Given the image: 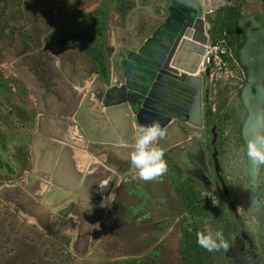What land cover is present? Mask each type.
I'll return each mask as SVG.
<instances>
[{
	"label": "water",
	"instance_id": "95a60500",
	"mask_svg": "<svg viewBox=\"0 0 264 264\" xmlns=\"http://www.w3.org/2000/svg\"><path fill=\"white\" fill-rule=\"evenodd\" d=\"M133 1L124 28L112 33L109 74L101 78L95 71L85 91L77 92L59 72L61 79L55 89L61 100L49 105L48 97V108L41 106L37 111L26 148L28 166L16 183L26 200L47 214H58L70 205L76 216L82 209L111 211L122 179L136 171L128 154L142 124L160 121L171 140L163 145L169 155L192 153L190 138L202 139L203 75L199 61L208 40L204 13L210 9H205L201 0ZM156 6L169 12L158 32L155 29L162 17L156 14ZM263 39L261 34L256 45L247 43L255 50L253 56L241 59L248 74L239 99L246 110L240 126L248 178L246 201L264 249L258 176L262 165L247 155L248 142L264 131L258 126L264 113ZM177 135L181 136L178 140L174 139ZM179 141H183V148L177 146ZM46 201L51 202L47 207Z\"/></svg>",
	"mask_w": 264,
	"mask_h": 264
},
{
	"label": "rangeland",
	"instance_id": "374dc122",
	"mask_svg": "<svg viewBox=\"0 0 264 264\" xmlns=\"http://www.w3.org/2000/svg\"><path fill=\"white\" fill-rule=\"evenodd\" d=\"M105 2L104 9L100 8L93 14H85V17L76 12L65 13L63 18L56 21L55 32L52 21L50 24L46 22L47 26L41 28L40 35L37 34L40 40L37 45L47 49L52 47L53 54L61 57L62 68L68 72V75L73 73L77 75L80 71L90 75V71L99 70L97 63L92 59V55L95 54L92 52L86 54L83 44L76 43L78 40L76 37L78 35L81 37L82 33L85 38L91 36L93 38L91 45L102 51L105 49L102 38L109 24V16L112 14V8L107 6L108 1L105 0ZM110 3L113 2L110 1ZM113 16L114 18L110 19L111 24L118 22L115 7ZM94 20L98 21L93 23ZM97 27H99V34L96 31ZM28 42V48L33 47L32 42ZM106 47L110 50L107 53H111L110 44ZM103 57L106 74L108 66L104 51ZM3 68L0 62V264H81L87 259L100 260L94 262L95 264H136L137 259L132 257L134 255L142 257L143 249L139 248L135 252L133 246L129 247L124 239H118L112 233L113 231L101 234L104 232V227L110 223V218L103 223L91 225L87 243L95 249L89 253L81 252L80 243L76 244L81 237L71 236L72 229L75 227L79 231L87 229L78 219L71 220V209L67 208L58 214L51 215L42 211L38 215L37 212L40 210L37 204L26 200L23 193L17 189L16 180L28 166L26 165V148L35 129V124L28 115L33 107L36 112L40 110L39 95L33 91L25 93L23 90L24 95L21 98L23 93H17L13 75ZM228 76L229 73L222 72L213 82H210L207 77L204 80L206 91L203 95V104L206 119L202 140L208 141L211 138L215 140L213 148L217 152L216 160L234 199L235 210L246 221L249 235L258 244L256 220L246 201L248 178L244 145L240 138V126L245 114L240 106L238 92L231 83L237 80L231 81ZM16 116L20 119H16ZM164 159L167 161L170 175L175 180V190L185 202L179 206V219L183 233L180 251L186 264H192L194 261L200 264H217L218 261L225 259L222 249L209 252L198 244L197 238L201 233L214 234L221 231L224 234L223 227L217 222L213 224L208 220L198 222L195 218L196 214L190 212L191 205L199 206L195 204L193 198L192 181L185 178L182 171L173 165L171 158L167 159L164 156ZM21 164L26 165L24 170ZM258 176L264 208V165L261 166ZM209 194L212 196L211 193ZM213 201L212 208L219 216L223 210L219 211L216 198ZM76 245L79 246L74 249ZM81 256L84 257L81 258ZM140 261L138 264H145L142 260Z\"/></svg>",
	"mask_w": 264,
	"mask_h": 264
},
{
	"label": "flooded vegetation",
	"instance_id": "af4514ba",
	"mask_svg": "<svg viewBox=\"0 0 264 264\" xmlns=\"http://www.w3.org/2000/svg\"><path fill=\"white\" fill-rule=\"evenodd\" d=\"M212 1L213 3L209 7L210 11L204 13V19L208 23V29L206 30L208 40L205 45V52L210 38L220 36L224 39L230 57L233 59H229L226 67L229 73L228 78L231 81H234V79L237 80L231 83L234 84V89L238 92L239 97V92L246 83L248 74V68L242 64L241 59L253 56L255 50H253V48L250 49V47L248 48L247 43L256 45L261 34L264 35V0ZM127 2L129 3V7L124 9L123 7ZM133 6V0H117L115 12L118 14V22L110 25L109 19L108 27L102 38L105 42V49L103 51L104 56L106 55V64L109 62L107 56L111 55L113 52V46H111V53H107L110 51L109 48L106 47L110 39L109 33L111 32L112 34L117 28H124L125 15ZM70 12L74 13L70 10L65 13ZM155 12L159 17H162L161 23L155 29V31L158 32V28L163 25L165 19L169 16V12L167 10H162L158 6L155 7ZM79 14L85 17V14ZM97 21L98 20H94L92 22L96 23ZM53 25L55 26V24ZM46 26L47 23L43 22L41 27L34 26L23 30L21 41L24 43V46L22 45V51L17 54L18 61L12 66L14 72L12 73L11 70H7L6 72L13 75L18 73L20 75L21 79H18V81L17 78H14L16 80L15 88L17 93L23 90L25 93L29 92L26 85L27 82L29 86L35 90L33 91L34 93L37 95L42 93L41 102L43 106L48 108V102L46 101L48 97L50 98L49 105L55 101L61 100L58 89H55V87H58V80L61 79L59 72H62L67 78L70 77L67 71L62 68L61 57L59 58L57 55L53 54L52 47L47 49L42 45H37L40 42L37 34L40 35L41 28H45ZM96 26L98 25L96 24ZM97 29L98 30H95L99 34V27H97ZM55 31L56 28H54V32ZM161 32L163 34V31ZM82 35L83 33L80 34L81 37H76V39H78L76 43L84 45L87 40L84 35ZM28 41L32 42L33 47L28 48ZM25 47L27 48L26 50ZM201 63L200 73L203 75L204 95L206 91L204 80L208 75H205V71H208V69L203 70L205 65L204 60ZM109 71L110 68L108 66L106 73L109 74ZM92 72L93 71H90L91 74L88 75V77H93V75L96 74L95 72L92 74ZM80 73L85 72L80 71L78 74ZM98 74L103 78L105 71H101L99 68ZM81 79L83 80L84 78L81 77ZM24 92H22L21 98ZM50 96H52V98ZM240 106L246 116V110L241 102ZM31 112L33 114H31ZM31 112L28 116L32 119V123L36 125L38 114L34 107ZM16 119L20 118L16 116ZM203 119L205 124L204 104ZM180 137L181 136L177 135L174 139L178 140ZM190 139L191 142L189 145L193 152L189 154L186 153L187 155L167 154L165 152L166 147L163 145L166 146L171 140L166 137L162 139L158 148L164 151V156L167 159L171 158L170 160L173 165H176L180 171H182L185 178L192 181V194L195 204L202 208L206 207V204H209L207 201H204L203 196H201L202 193L206 192L211 193L212 196L218 200L219 211L223 210V214L220 211L221 213H219V216L214 212L210 213L209 218L203 217V213L196 214L195 216L198 222L208 220L209 222H213V224L217 222L218 225L223 227L224 238L229 246L227 250L221 248L225 259L218 261L217 264H264V249L259 243L258 232V244H256L248 233L246 221H244L243 217L235 210L234 199L225 177L223 176L221 167L216 160L217 152L213 148L215 140L212 138L208 141L206 139L195 140L193 136ZM183 141H179L177 146L183 148L181 146V142ZM21 165L23 166L22 170H24L25 166L28 165V160L26 165ZM23 172H21V174ZM171 177L169 170L164 175L160 176L158 184L159 187L162 185L161 190H157L156 186H154L153 189L150 187L146 189L141 185H137V180L134 181L128 178L119 185L111 210L114 212L112 215L113 218L110 219V223L103 229V235L113 231L112 233H114L118 239H124L129 247L133 246L135 252H137L139 248H141L140 250L143 249L144 253L142 257L136 255L132 257L133 259H137L136 264H138L140 260L145 262V264H186L184 256L180 251L183 233L179 219V206L181 203L185 202L183 197L176 192L175 180ZM209 206L212 207V205ZM71 207L70 205L68 209ZM257 246H259V248H257ZM143 257L145 258L142 259ZM192 264L200 263L194 261Z\"/></svg>",
	"mask_w": 264,
	"mask_h": 264
},
{
	"label": "crops",
	"instance_id": "0c3cea01",
	"mask_svg": "<svg viewBox=\"0 0 264 264\" xmlns=\"http://www.w3.org/2000/svg\"><path fill=\"white\" fill-rule=\"evenodd\" d=\"M107 1H108L107 6H110L112 8V14H110L109 16V19H112L114 18L113 13H114V7L116 8L117 0H107ZM110 1L113 3L111 4ZM105 4H106L105 0H0V62H2V66L4 67L3 69H6V71L11 70L12 73L14 72L12 70L13 68L12 66L14 65V63L18 61L17 54L22 51L24 46V43H22L21 41L23 37L21 34L24 29H28L34 26L41 27L43 22H47L50 24L53 21L54 22L53 24H55L56 21L63 18L65 12L69 10L86 15L93 14L100 8L104 9ZM109 35H110V39L108 44H110V46H113V36L111 32L109 33ZM109 59H110V55L108 56V60ZM107 66H109L110 68V60ZM69 77L70 78L64 76L67 82H69L75 88V91L84 92L92 76L88 77V75L85 73H80L77 75H74L73 73L72 75H69ZM81 77L84 79L82 80ZM13 78H17V81L18 79H21L18 73L17 74L15 73L13 75ZM26 85L30 92L35 91L33 90V88L29 86L27 82ZM41 96L42 93L38 96V100H39L38 105L40 108L41 106H43V103L41 102L42 100ZM126 178L134 181L137 180L138 181L137 185H141L146 189H148L149 187L153 189L154 186L157 187V190H161L162 188V185H160L159 187L158 184L160 177L146 181L139 178L134 173L132 175L124 177L121 183ZM85 210L86 209H82L80 215L77 216L74 215V212L70 211L72 216L70 217L71 220L78 219L79 221H81L82 224L84 223V227L87 229L84 231H79V229L75 227L72 229L71 236H76V237L80 236L81 238L76 241V244L80 243L81 252L89 253L94 251L95 248L87 243L89 239L88 237L90 236L91 233L89 232L88 228H91V224H96L98 222L103 223V221H105L107 218L112 219L113 212L110 211L109 209H95L93 211L86 210L87 212ZM40 212L42 211L37 212L38 215ZM108 213L109 215H107ZM32 219L36 220L35 217H32ZM101 234L103 235V233ZM78 246L79 245H76L74 249L78 248ZM99 261L100 260H96V259H87L81 264H95L94 262H99Z\"/></svg>",
	"mask_w": 264,
	"mask_h": 264
},
{
	"label": "clouds",
	"instance_id": "9594fccd",
	"mask_svg": "<svg viewBox=\"0 0 264 264\" xmlns=\"http://www.w3.org/2000/svg\"><path fill=\"white\" fill-rule=\"evenodd\" d=\"M258 126L264 129V113L258 120ZM166 129L160 121L154 120L149 124L140 125L135 133L133 148L129 151L128 161L136 171L135 174L143 180H152L164 175L168 171L167 161L164 159V151L156 145L166 137ZM247 155L254 163L264 165V131L258 132L254 139L247 144ZM51 202L46 201L47 207ZM55 211V209H52ZM198 244L207 251H219L221 248L227 250L228 243L221 231L214 234H199Z\"/></svg>",
	"mask_w": 264,
	"mask_h": 264
},
{
	"label": "built area",
	"instance_id": "2783aa9c",
	"mask_svg": "<svg viewBox=\"0 0 264 264\" xmlns=\"http://www.w3.org/2000/svg\"><path fill=\"white\" fill-rule=\"evenodd\" d=\"M203 57L205 64L203 70L208 69L207 79H209L210 82H213L216 76H220L222 72L228 73L226 69L228 61L229 59L233 60L230 57L224 39L220 36L210 38ZM213 199L214 197L209 193H203V200L207 201L212 206L214 205Z\"/></svg>",
	"mask_w": 264,
	"mask_h": 264
},
{
	"label": "trees",
	"instance_id": "16d2710c",
	"mask_svg": "<svg viewBox=\"0 0 264 264\" xmlns=\"http://www.w3.org/2000/svg\"><path fill=\"white\" fill-rule=\"evenodd\" d=\"M128 7H129V3L127 2L123 8L127 9ZM77 37H79V35ZM86 40H87L86 43H88V44L83 45L84 50L87 51L86 54L90 53V52L94 53L95 55H92V59L97 63V66H98V68L101 69V71H105V66L103 64V58H104L103 57V51L100 48H97L94 45H91L93 43V38L91 36H89V37L87 36ZM215 211H216L215 209H213L212 207H209V206L202 208L200 206L197 207V206L191 205V211L190 212L192 214L203 213V217L209 218L210 213L211 212L215 213Z\"/></svg>",
	"mask_w": 264,
	"mask_h": 264
},
{
	"label": "bare ground",
	"instance_id": "6f19581e",
	"mask_svg": "<svg viewBox=\"0 0 264 264\" xmlns=\"http://www.w3.org/2000/svg\"><path fill=\"white\" fill-rule=\"evenodd\" d=\"M201 2L204 4V7L205 8H209L210 7V5H212V3H213V1L212 0H201ZM191 55H193V54H191ZM192 57V56H191ZM203 60H204V57L202 58V59H200V61H199V65L201 64V62H203ZM87 210V209H86ZM85 210V211H86ZM91 211V210H90ZM87 212V211H86ZM46 213V212H45ZM46 215V214H45ZM89 215V214H88Z\"/></svg>",
	"mask_w": 264,
	"mask_h": 264
}]
</instances>
